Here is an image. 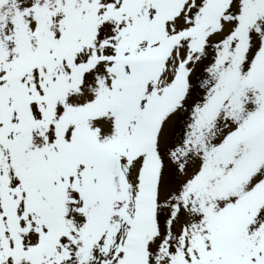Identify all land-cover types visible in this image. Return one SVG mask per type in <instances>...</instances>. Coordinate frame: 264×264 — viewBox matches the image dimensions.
Returning a JSON list of instances; mask_svg holds the SVG:
<instances>
[{
	"label": "snow or ice",
	"instance_id": "snow-or-ice-1",
	"mask_svg": "<svg viewBox=\"0 0 264 264\" xmlns=\"http://www.w3.org/2000/svg\"><path fill=\"white\" fill-rule=\"evenodd\" d=\"M0 264H264V0H0Z\"/></svg>",
	"mask_w": 264,
	"mask_h": 264
}]
</instances>
